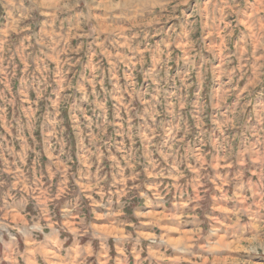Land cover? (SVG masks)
I'll list each match as a JSON object with an SVG mask.
<instances>
[{
  "label": "rangeland",
  "instance_id": "374dc122",
  "mask_svg": "<svg viewBox=\"0 0 264 264\" xmlns=\"http://www.w3.org/2000/svg\"><path fill=\"white\" fill-rule=\"evenodd\" d=\"M260 2L0 0V264H264Z\"/></svg>",
  "mask_w": 264,
  "mask_h": 264
},
{
  "label": "clouds",
  "instance_id": "9594fccd",
  "mask_svg": "<svg viewBox=\"0 0 264 264\" xmlns=\"http://www.w3.org/2000/svg\"><path fill=\"white\" fill-rule=\"evenodd\" d=\"M81 2L82 0H31L32 6L30 8H25L24 0H6V3L8 6H10V9L18 14L17 18L19 20L25 19L26 17L30 16L31 13L37 12L41 8L52 9V15L55 16L57 13L70 11L71 9L76 8ZM257 6L260 12H264V0H261ZM97 7H104V5L101 3L98 4ZM250 19H254L257 24L260 23V18L256 12H253ZM259 30L262 34H264V27H261ZM33 227H37V230H39L38 226L33 225ZM249 245L250 246L244 249L245 251L256 252L257 247L264 248V243L251 246L252 242L249 241ZM25 264H28V262L26 261ZM57 264H68V262L63 261L61 258L57 261Z\"/></svg>",
  "mask_w": 264,
  "mask_h": 264
},
{
  "label": "crops",
  "instance_id": "0c3cea01",
  "mask_svg": "<svg viewBox=\"0 0 264 264\" xmlns=\"http://www.w3.org/2000/svg\"><path fill=\"white\" fill-rule=\"evenodd\" d=\"M174 238V237H173ZM176 239H178V238H176ZM181 238H179V240H180ZM223 241V240H222Z\"/></svg>",
  "mask_w": 264,
  "mask_h": 264
},
{
  "label": "bare ground",
  "instance_id": "6f19581e",
  "mask_svg": "<svg viewBox=\"0 0 264 264\" xmlns=\"http://www.w3.org/2000/svg\"><path fill=\"white\" fill-rule=\"evenodd\" d=\"M229 244H231V243H229Z\"/></svg>",
  "mask_w": 264,
  "mask_h": 264
}]
</instances>
